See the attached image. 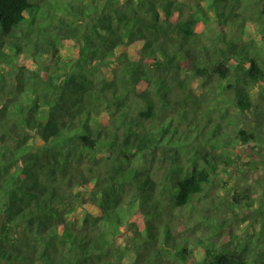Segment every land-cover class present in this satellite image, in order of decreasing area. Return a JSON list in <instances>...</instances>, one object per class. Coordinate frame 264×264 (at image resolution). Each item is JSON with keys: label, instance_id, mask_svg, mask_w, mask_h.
Returning a JSON list of instances; mask_svg holds the SVG:
<instances>
[{"label": "trees", "instance_id": "1", "mask_svg": "<svg viewBox=\"0 0 264 264\" xmlns=\"http://www.w3.org/2000/svg\"><path fill=\"white\" fill-rule=\"evenodd\" d=\"M263 169L264 0H0V264H264Z\"/></svg>", "mask_w": 264, "mask_h": 264}, {"label": "rangeland", "instance_id": "2", "mask_svg": "<svg viewBox=\"0 0 264 264\" xmlns=\"http://www.w3.org/2000/svg\"><path fill=\"white\" fill-rule=\"evenodd\" d=\"M254 29V26H253ZM252 37H255L257 41L259 40V36L257 33H251ZM249 37V35H248ZM246 38V37H244ZM199 82L200 80H195L192 85H191V89L195 92V94L197 96H200L202 94L201 89L199 88ZM258 94V88H253L251 91V95L254 96L253 99H255V101L257 103H262L263 99L257 97ZM221 96H225L224 93L221 94ZM226 98L227 99H232V96L227 95L226 94ZM228 112H230L231 117L229 119H232L230 124H232L231 126H225V131L226 132H232L234 131V135L232 136H236V134L238 133V130L244 127V124H242L243 122H241L237 116H239L238 111L236 110V107L234 106V104H230L228 107ZM238 114V115H237ZM223 131V130H222ZM225 132V133H226ZM233 141V140H232ZM239 148H238V147ZM236 148L237 150L234 151L236 153H238L239 155L242 156V160L244 161H249L250 158H252L251 153L248 152V150H245L243 147L241 148V146L233 143L231 148L226 149V152L229 153V151H232L233 148ZM258 148V147H257ZM137 165H141L140 162L137 163ZM248 182L246 184H244L241 180H242V174H236V172H234L231 176H229L228 178H223L222 181L220 182V184H218L216 187H214L212 189L211 194L212 195H217L219 197H227L228 199L231 198V196L234 193V189H241L243 188L245 185H251V194H250V198L249 201H255V200H260L262 198V201L264 202V169L263 170H259V171H255V172H249L247 177L245 178ZM244 215L248 218H246V220L244 222H241L238 230L242 233H245V229L247 227V224H251V226H255L256 222L254 219H250V210H244ZM69 222L71 223V225H74L76 228L81 227L82 225V220H83V211L78 209L74 214H72L71 216H69ZM137 218L135 217V220ZM123 232V229H122ZM131 238L129 237V235H127L126 232H124V234L119 235L115 240H114V245L115 248L117 249L119 253H122L124 251H126V241H130ZM224 242L227 243V241L230 240V236L225 235L223 238ZM264 247V246H263ZM129 256H126L122 261L123 264H132V256L131 254H128Z\"/></svg>", "mask_w": 264, "mask_h": 264}, {"label": "water", "instance_id": "3", "mask_svg": "<svg viewBox=\"0 0 264 264\" xmlns=\"http://www.w3.org/2000/svg\"><path fill=\"white\" fill-rule=\"evenodd\" d=\"M4 221H5V216L4 215H0V234L2 232Z\"/></svg>", "mask_w": 264, "mask_h": 264}]
</instances>
